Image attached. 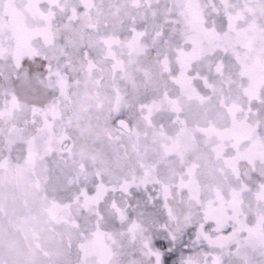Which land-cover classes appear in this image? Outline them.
Here are the masks:
<instances>
[{
  "label": "snow or ice",
  "instance_id": "snow-or-ice-1",
  "mask_svg": "<svg viewBox=\"0 0 264 264\" xmlns=\"http://www.w3.org/2000/svg\"><path fill=\"white\" fill-rule=\"evenodd\" d=\"M0 264H264V0H0Z\"/></svg>",
  "mask_w": 264,
  "mask_h": 264
}]
</instances>
